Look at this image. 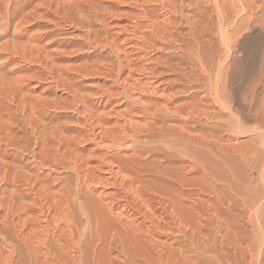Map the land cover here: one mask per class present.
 Listing matches in <instances>:
<instances>
[{
	"label": "bare ground",
	"instance_id": "bare-ground-1",
	"mask_svg": "<svg viewBox=\"0 0 264 264\" xmlns=\"http://www.w3.org/2000/svg\"><path fill=\"white\" fill-rule=\"evenodd\" d=\"M105 1L82 0L74 10L84 18L85 42L108 48L114 58L74 73L110 77L111 84L96 85L94 93L98 102L119 107L96 111L66 70L57 65L53 70L52 62L50 76L71 92L63 105L82 116L85 133H66L58 122L40 121L33 108L45 99L32 102L35 97L22 91L30 102L15 93L21 101L13 103L22 106L26 129L33 134L27 142L16 135L15 142V126L7 123L16 120L10 115L3 120L7 125L0 124V264H199L206 253L213 264H264V245L255 252L247 237L253 220L264 229V197L248 191L251 182L264 183V161L257 157L260 148L264 154V33L255 30L264 28V0H136L142 6L134 14L138 20L133 22L132 14V23L120 29L129 50L142 52L134 50L143 62L136 67L127 47L109 38L108 30L105 34L101 23L107 15L117 16ZM237 8L244 16L239 21ZM27 14H15L18 24ZM97 23L104 27L95 28ZM243 29L252 33L237 44ZM23 47L16 44L15 52ZM28 47L30 54L19 56L47 69L50 59ZM155 48L164 53L150 59L147 51ZM236 48L243 52L240 59ZM222 56L230 62H220ZM16 79L7 80L16 84ZM14 86L6 90L14 94ZM61 103L51 107L61 110ZM201 118L210 124L203 125ZM250 131L255 134L241 145L237 134ZM82 142L91 146L78 145ZM10 145L27 153L29 161L18 153L9 158L5 147ZM235 156L247 164L248 181L242 190L230 183L225 191L216 183L228 174L236 178ZM54 170L68 173L51 178ZM204 191L212 197L202 198ZM214 224L224 225V231H218L222 226L213 231Z\"/></svg>",
	"mask_w": 264,
	"mask_h": 264
},
{
	"label": "rangeland",
	"instance_id": "rangeland-1",
	"mask_svg": "<svg viewBox=\"0 0 264 264\" xmlns=\"http://www.w3.org/2000/svg\"><path fill=\"white\" fill-rule=\"evenodd\" d=\"M77 2H79V1H77V0H0V73H1V75H0V80H1L0 81V85L2 84L1 86H3L4 85L3 82L4 83L9 82L7 80L8 78L9 79L13 78L14 81L17 78L16 79L17 80L16 84L19 81L18 84L21 85V87H18V91L20 90L21 93L15 91V90H17V88L15 89V87L18 84L17 85L13 84V82H14L13 80H12L13 82L10 80V82H12L11 84H10V82L5 84L4 86H6V87H0L2 89L4 88L5 90L3 89V91L4 92L7 91V94L9 95V93L13 90L12 89V85L13 86L16 85V86H14V94H12L13 92L10 93L11 97L8 96L6 93L5 94L3 92L1 93V91H0V93H1L0 94L1 95L0 96L1 97L0 101H2L4 103L3 104L2 102H0L1 103L0 104V112L2 113V114L0 113V115H1L0 118L2 119V122L0 121L1 122L0 124H2V123L6 124V123L3 122V120L8 122L10 120V118H13L12 121L16 120L15 124H14V122L9 121V123H7V124L8 125L9 124L10 125L13 124V125H11V126H8L7 124L6 125H7L8 128L12 127V126H15V127H12L11 130H12V132L15 130L14 131L16 133L15 136L16 135L20 136L22 134L19 137V140L21 142H24V141L27 142V139L31 135L32 132H31V129H30L29 126H28V129H26V123L24 122L23 117L21 116L23 114L22 113L23 112L22 106H20V103L16 104V106H15L14 103H16V100H17V102L21 101V100L16 99V98H19V97H20V99L22 97H26V99H27L28 98V96H26L27 94L24 95L27 92H29V94L32 95V99H33V96L35 97V99H33L34 100L33 101L32 99H30L31 96H29L30 98H28L27 100L30 101V102H31V100H32V102H38V101H35V100H38L39 97L42 98V99H45V100H41V101L39 100L40 101L39 103L41 105H39L38 103L37 104L35 103L36 107L33 108V111L37 115H39L38 118H39L40 121H43L44 123H47V122H49V123H54V122L57 123L58 122L61 127L63 126L62 129L66 133L74 134L76 132L77 133L78 132L79 133H85L86 132L85 131L86 128L84 127L85 125H82V123H81L83 121L82 116L78 112H75L74 109H71L70 107L68 108L67 105H63V104H65V101L67 100V98L68 99L71 98V96L69 98V95H71L70 94L71 93L70 90L68 88H66V90H65L61 86H57L58 83H55L57 81H54L56 79L53 78V76L52 77L50 76V75H52L53 72H52V69L48 65H50V66H51V64H52V66L54 65L53 66V70H56L55 68H58L57 66H60L59 69L62 70V71L66 70L64 72L71 78L72 83L74 82L75 85L81 90V92L86 95V99L89 98L91 103L93 101L94 104L93 103L92 104H93L94 109H96V111H98V112L99 111H105V110L110 109L112 107L117 109V107H119V106H115V104H103V102H101V103L98 102V98L96 97L97 95L95 94L96 91H98V89L96 88L97 87L96 85H101L102 84V85H105V87H106V86L111 84V80L112 79H110V77L103 76V75H97V74L80 76V75L74 73L76 71V69H78V67H81V66H83L85 64H88V65H90L92 63L93 64H99V63L103 64V62H104L103 59H107L108 58L107 60H109V59H113L114 58V56H113V58H111L112 56L110 55L108 48L93 47V45L86 43V42H88V40H86V38L83 39L84 37L83 38L81 37V35L84 33V28H82V26L80 25V22L82 20H83L82 22H84V18L81 17V16L78 17V15L76 14V11H75L76 10L75 7H76V5L78 6L79 3L81 4L82 0L79 3H77ZM105 3L108 4L109 0L105 1ZM72 4L74 5V7L72 6ZM80 4H79V6H80ZM58 5H59V7H58ZM66 5H68V7L70 5L71 7L69 9L71 11L73 9V11L71 12L70 10H68ZM34 6L35 7L37 6V7L35 8ZM55 6H56L57 9L55 8ZM140 6H141L140 4L136 3V0H119V1H114V0L111 1L110 0V5H109V7L111 8L110 10L111 11L113 10L114 12L116 11L117 16H116V14H115V16L114 15H112V16L111 15H109V16L107 15L108 17L106 16L107 20L106 19H105L106 21L104 20L105 23H101V24H106L107 25V26L104 25L106 29L103 28L104 26L101 25V24L100 25L102 27H99L100 26L99 23H97V25L94 24V27L96 26L95 28H97V29L98 28H101V29L103 28L104 31H105V34L107 32L106 30H108L106 35L110 36L109 38L113 37L112 39H115L117 44L120 43V46L127 47L129 41H127L126 43L123 42L125 37H127L126 36L127 34H126V32L124 33L120 29H121L122 24H124V23L131 24L132 23L133 15L134 14L138 15V13L140 12V11H138L142 7V6L141 7ZM47 7H51V8H49V10H48ZM63 9L67 10V12L65 13V11ZM53 10H55V11H53ZM62 11H64V12H62ZM113 11H112V13H113ZM27 12H31V13L33 12V13L32 14L31 13L27 14ZM238 12H240V13L238 14ZM21 13L27 14L26 15L27 18L25 17L26 19L24 18L23 19L24 21L23 22L21 21L22 23L20 22L19 23L20 25H19L18 24V22H19L18 21V19H19L18 17L21 16L20 15ZM242 13H243V11H242ZM242 13H241V8H237V13L236 14H238V15H236L237 17L235 16L236 17V18H234L235 21H239L240 19H242L244 17V16H242L243 15ZM15 14L16 15L18 14L17 15L18 17ZM65 14H66V16H64ZM68 14H70V15L68 16ZM71 14L72 15L74 14L73 16H76V17L70 18V17H73ZM261 14L264 16V13H261ZM28 15H31V16L28 17ZM135 15H134L133 22L138 20V16H135ZM68 17H69V19H68ZM65 18H67V19H65ZM64 19H65L66 22L63 21ZM70 19H73V20L70 21ZM69 23H71V24H69ZM77 24L80 25V26H77ZM255 30L256 31L258 30L259 32L264 33V28L255 29ZM251 33H252L251 30L243 29L242 32H241V35L238 38L237 44H238V42H241L243 39L247 38ZM134 40L137 41L138 39L137 40L134 39ZM27 41H29L30 43L27 42ZM26 43H29L28 46H30L31 44L33 46H35L34 48H35L36 51H38L39 55L41 54L40 55L41 58H43L42 56H44L47 60H48V58L50 59V60H48V63L46 65L48 67L47 68L48 70L50 68L49 71H50L51 74L48 73L49 71L46 69V66L44 65L45 63L40 65L36 61L34 62V61H31V60L26 59V58H25L26 59L25 60L22 57V56H24V55H22L23 52H26V54H30V53L27 52V51H30V50L27 49L29 47L27 46ZM16 44L17 45L19 44V47H20L19 49H21V47H23V46H20L21 44H25V46H27V47L24 46L25 47V48L23 47L24 51L20 50V51H22V53L19 54L18 53L19 50L17 52H15L16 51ZM6 45H7V47H6ZM90 46H92V47H90ZM1 48H3V49H1ZM7 48H8V50H7ZM17 49H18V47H17ZM129 49L132 50L130 47H127V51H129L130 54L134 55V57L131 55V57L134 59V60L132 59L133 62L131 61L132 66L136 67V66L141 65V63H143V62H141L142 60L135 59V57L139 56L142 52H139V50H137L135 48L133 49V51H130ZM3 50H5V51H3ZM134 50L138 51L139 55H138V52H136ZM147 50H149V49H147ZM36 51H33V52L35 53ZM163 53H164V50H161L159 48H155L153 50L150 49V51H147V56L150 59H154V57L161 56ZM230 53H232V52H230ZM19 55H22L21 56L22 57L21 60L24 59L25 61H21L20 60L21 57ZM234 55H235L236 59H240L243 56V52H242L241 49L236 48ZM229 59L230 58H227V60H226L224 58V56H222L221 59H220V62H222V60H223L225 63L224 62H222V63H224L226 65V64H228L230 62ZM101 61H102V63H101ZM50 62H52V63L50 64ZM43 65H44L46 70L44 69V67H42ZM55 65H57V66H55ZM152 65H154V64H151V66ZM61 67L63 69H61ZM71 72H73L74 74L71 73ZM34 74H36V76L33 79H31L34 76ZM15 75L16 76L18 75V76L16 77ZM19 75H21V76L19 77ZM23 75L25 76V78H24ZM134 75L136 77H138V78L140 76L138 74L137 75L134 74ZM26 76L28 77V79H27ZM6 77H7V79H6L7 81L5 79L3 81L2 79L6 78ZM14 77H15V79H14ZM72 77L75 78V79H73ZM142 77L143 76L141 75L140 79H142ZM19 78L23 79V80L20 82ZM24 80H26V81H24ZM23 82H24L25 85H22ZM115 85L117 86L118 84H115ZM22 87H24L25 89L24 88L22 89ZM7 88H11L12 90L8 89V90H10V92H8V90H6ZM116 88L119 89V85ZM22 91H23L24 94L22 93ZM15 93L16 94L19 93L20 94V95H18L19 97H16L17 95ZM2 94H4L5 97L4 96L2 97ZM21 94H23V95H21ZM6 95L8 96V99L12 98L13 101H12V99H11L12 102L9 101L6 98ZM2 98H3V100H2ZM4 98H6V99H4ZM54 98H56V100L58 98V100L55 103L53 102ZM48 99H51L52 101L50 100L51 101L50 102ZM62 99H64V101H62ZM42 101H45V102H42ZM54 101H55V99H54ZM60 102H64V103H61V105H60V106L63 105L62 106L63 108L61 110H60V107H58V108L51 107L53 104H54L53 106H56V103L60 104ZM17 105H19L20 107H17ZM48 105H50V106H48ZM64 106L65 107L67 106V107L64 108ZM16 107L18 109L20 108L18 110L19 113H18V111H16L17 110ZM49 107H51V108H49ZM21 108H22V111H20ZM5 112L6 113L8 112V114H5ZM18 115L21 116L22 118H20ZM6 116L8 117L9 120H7ZM9 116H10V118H9ZM18 120L20 121L19 123H18ZM21 122L23 124H25V129H23L24 125H22ZM200 122H202V123L203 122H206V123L208 122V124H210V122L207 121L205 118H201ZM17 123H18V125H17ZM208 124H204L203 123V125H206V126ZM246 125L249 128V127H251L254 124H246ZM15 128L18 129V130H16ZM19 128L22 131L26 130L28 135L26 134V132L23 131L25 133V135H26L24 137V134L22 133V131ZM209 128H211V127H208V129ZM206 130H207V128H206ZM16 131L17 132H21V133H17ZM14 132H13V134H14ZM250 132H251V134H250ZM250 132H248L249 134H247V132H246V134L245 133L244 134L243 133L237 134L238 135V141L239 142L241 141V145H242V143L246 144V139H249L250 135L252 136L253 134H255L253 131H250ZM15 136L13 135V138H12L13 141L16 140L15 142H19L17 136L16 137ZM26 137H27V139H25ZM33 137H34V135H33ZM230 138H232V136ZM29 139H32V137H30ZM241 139H243V140H241ZM84 144L85 143L82 142V143H79L78 145L82 146ZM245 144H244V146H246ZM85 145H86V147H90L91 146V144H85ZM7 147H5V148H6V153L9 152V153H7V156H9V158L14 156L15 153H18L17 150H15L13 148H10L11 145L9 146L10 149L9 148L7 149ZM120 148H121V150H120ZM120 148H119L120 151H123V152H125V150L127 151V146L126 145H123ZM116 151H118V150H116ZM116 151L113 150V152H116ZM13 153H14V155H13ZM262 153H263L262 149L260 148V153H259L260 155L257 156L259 163L264 161V154H262ZM18 154H20V157L22 155L21 158L23 159V161H24V159L29 161L30 156L27 153H24V154L18 153ZM236 157L237 156L234 157L236 159V164L233 167L234 171H236V172L233 171V173H237V175L239 177H241V178L239 179V177L237 175H235V177L238 178V179L235 178L236 179V181H235L234 177H232L233 175L228 174L224 178H221L222 180L219 179V181L217 180L218 182L216 180L214 181V183L217 182L216 184L220 185V186L218 185L220 188H224L225 191H228V187L231 184H232V186L235 189L242 190L244 185L248 181L247 180V174H246L247 164L246 163L244 164L239 157H237V158ZM206 162L207 161H205V163ZM221 168L224 169V167H221ZM223 169H221V170L223 171ZM42 170H43V173H47L48 172V169H42ZM225 170H226L225 172H230L231 173V171H228V168H225ZM67 173L68 172H65V171H63L61 173V172H58L57 170H54L50 174V177L51 178L52 177H60V176H62L64 174H67ZM227 177L230 179V182L228 181L229 179ZM226 180H227V183L225 182ZM239 181L241 183H239ZM233 183H235L236 185L233 184ZM263 184L264 183L261 182L260 179L251 182L250 186L248 188L249 194L251 193V195H253L255 193V191H256L257 194L260 196V198L263 199V197H264V195H263V192H264ZM256 188H257V190H256ZM253 190H255V191H253ZM207 193L208 192L204 191V192L201 193L200 196L201 197L203 196L202 198H209V196L212 197V195H210L209 193L207 194ZM232 197H234L233 194H232ZM238 200H239V198H238ZM255 207L251 206L250 210H254ZM251 224H253V225H251ZM251 224L250 225L253 227L252 228L253 229V231H252L253 233L249 232L250 234H247V237H248V239H250V242L252 243L254 249H257L256 251L255 250L254 251L257 252L259 247L261 249L262 248L261 246L264 245V229L261 227L260 224L258 225L254 220L251 222ZM215 225L216 224H214V226H213V229H212L213 231L217 232L216 230L220 226H222V228L220 227L218 231H221V229H222L221 232L224 231V229H223L224 225L217 224V226H218L217 228H216ZM217 237L219 238V235H217ZM203 254H205V253H202V256H203ZM190 255H192V253ZM208 255H207V253L203 257H201V255H200V257H201L200 260L201 261L199 262V264H213L211 258H209L210 255L209 256ZM214 264H216V263H214Z\"/></svg>",
	"mask_w": 264,
	"mask_h": 264
}]
</instances>
